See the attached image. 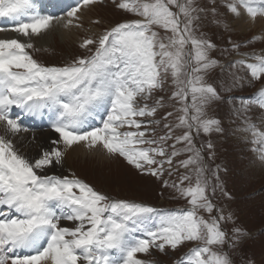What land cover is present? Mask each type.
<instances>
[{"label":"snow or ice","instance_id":"6c2138e0","mask_svg":"<svg viewBox=\"0 0 264 264\" xmlns=\"http://www.w3.org/2000/svg\"><path fill=\"white\" fill-rule=\"evenodd\" d=\"M109 2L134 18L85 35L84 52L57 66L34 58L36 41L57 27L83 29L85 11L105 0H0V20L10 24L0 33L14 34L0 36V264H164L148 259L155 253L171 264H238L235 256L257 233L214 203L217 189L233 198L220 165L208 166L214 143L197 147V138L226 132L223 118L209 115L210 106L224 105L236 125L228 131L264 168V30L246 40L230 35L221 46L204 29L231 34L254 25L264 20V0ZM26 117L46 122L53 135L35 145L34 130L33 141L21 138L31 130ZM78 146L123 158L186 206L164 210L116 198L56 173ZM165 172L178 181L163 179ZM260 248L259 261L245 254L239 264H264V241Z\"/></svg>","mask_w":264,"mask_h":264},{"label":"rangeland","instance_id":"374dc122","mask_svg":"<svg viewBox=\"0 0 264 264\" xmlns=\"http://www.w3.org/2000/svg\"><path fill=\"white\" fill-rule=\"evenodd\" d=\"M37 4H44L43 0H36ZM41 2V3H40ZM47 4V3H45ZM60 14V13H58ZM129 14H125L112 6L109 0H105L104 5H97L92 7L89 12V17L84 18V28L77 30L75 37L73 36L67 40H60L55 34L46 47H40L41 51L33 53L34 58L38 59L41 63L46 65H63L70 62L74 57L81 55L84 50L79 47L81 38L85 35L91 34V29L103 31V28L109 24L121 21L123 19H132ZM100 19L102 25L94 27L91 21ZM256 27L255 25H253ZM252 28L245 30L237 29L235 32L229 34L224 32L223 28H216L215 26L207 27L204 31L207 32L209 37L218 45L226 46V41L231 35L233 40H246L256 32L251 31ZM242 31V32H241ZM262 45L256 44L252 47L259 49ZM213 56L220 58L223 62L224 58L219 57L218 53H212ZM216 73L219 69L215 70ZM170 87V81L168 82ZM257 88L259 85L256 86ZM256 88L245 89L243 92L233 93L234 95H247L255 91ZM170 94V92L168 93ZM161 95V93H157ZM228 95V94H226ZM151 103V101H149ZM168 110L171 106L168 105ZM164 110H160L157 119L163 115ZM227 107L224 105L213 104L209 108V115H218L223 118V126L226 129L224 134H213L212 137L201 136L197 138V147L200 146L199 141H207L211 139L215 145V158L208 161V166L215 169L216 165H220V177L224 184V190L232 196L229 201L224 197L219 189L213 197L214 203L218 204L220 208L224 209L225 213L234 212L239 218L238 222L245 227L257 233L255 242H250L246 246L244 253L235 256L238 264L242 255L252 256L259 261L262 253L260 248L261 241H264V236H260L259 230L264 227V168L260 162L254 158L253 154L248 150L243 142L239 140L238 135H232L228 130L234 128L236 125L231 124L227 119ZM259 113H257L253 120L255 121ZM151 119V118H149ZM174 118H169L172 121ZM157 129L159 134H163L160 125H152ZM31 131V130H30ZM29 131V132H30ZM22 134V133H21ZM171 143V141H169ZM83 157L72 155V160L67 166L69 175L75 174L81 180L93 185L97 190L106 192L108 195L135 200L151 204L160 209H177L186 206V201L180 198H174V190L171 188L165 189L160 181L154 177L140 176L136 170L127 164L123 158H107L106 161H99L92 158L90 152L86 147H82ZM207 157V149H205ZM180 157L178 159H183ZM69 167V168H68ZM258 170H262L260 172ZM226 169V171H224ZM185 170L180 169L179 172L183 173ZM163 179L178 181V174L174 173L168 176L167 172ZM215 183L214 177L211 178ZM186 248H181L173 255H179V252L185 251ZM157 261H163L164 264H171L169 257L155 253L153 256L148 257Z\"/></svg>","mask_w":264,"mask_h":264},{"label":"bare ground","instance_id":"6f19581e","mask_svg":"<svg viewBox=\"0 0 264 264\" xmlns=\"http://www.w3.org/2000/svg\"><path fill=\"white\" fill-rule=\"evenodd\" d=\"M45 1V0H44ZM46 2H48V0H46ZM67 3H72L73 0H66ZM41 3V2H40ZM39 6V5H38ZM91 10V9H90ZM90 10H86L84 13V18L85 17H89V12ZM256 27H254L253 25H244L242 26L243 30L247 29V28H252L251 31L256 32V34L260 33L262 30H264V20H258L256 24H254ZM0 26H9L10 24H7L6 21L0 20ZM239 32L240 30H242L241 28H238ZM242 30V31H243ZM76 29H73L71 31L69 30H65L63 28L57 27L54 32L43 38V39H38L36 41V46L37 47H46L49 46L54 34L60 39V40H67L72 38L73 36L75 37L76 34ZM93 31H98L97 29H91L89 32H93ZM241 31V32H242ZM78 32V31H77ZM3 35H14V34H4V33H0V36ZM37 123L40 122H33L32 118H24V125L29 127L31 129L30 132L27 133H22L20 134L21 138H24L27 141H33V130L35 131L36 134V138L33 141V144H43L44 143V138L48 137V136H52L53 134L50 132L49 126L46 122L40 123V127H37ZM93 123L98 124V120L97 121H93ZM41 127L43 128V132H41ZM87 154V152H85V154H83V149L82 147H76L74 150H70L68 155L66 156V159L63 163V165L61 166H56V173H60V172H64L65 174L69 175L67 172V166L69 165V163L72 160V155H77L78 157L81 156H85ZM90 156L94 159H97L99 161H106L107 162V158L105 156H102L99 153H94V152H90ZM69 168V167H68ZM257 169V168H256ZM258 170V169H257ZM260 172H263L262 170H258Z\"/></svg>","mask_w":264,"mask_h":264}]
</instances>
